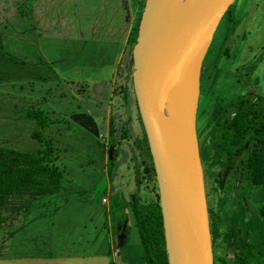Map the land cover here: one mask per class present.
I'll use <instances>...</instances> for the list:
<instances>
[{"label":"rangeland","instance_id":"374dc122","mask_svg":"<svg viewBox=\"0 0 264 264\" xmlns=\"http://www.w3.org/2000/svg\"><path fill=\"white\" fill-rule=\"evenodd\" d=\"M62 1L63 0H43V3H41V0H35V2L32 3L36 7L35 9H41L42 13L44 12V7H50L49 9L52 10L51 13L54 14L51 20L60 22L56 34L58 36L61 34V37L64 34V32L60 30L61 26L74 38L80 35L79 30H81V32L83 31L84 35L88 38L97 37L96 35H99L101 32H103L102 34L112 35L113 32H110V30H112L114 23L121 20V18H119L120 15L126 14L125 8H127L129 12L128 15L132 14L130 13L128 0H92L91 3H89L88 0ZM144 2L145 0H135V2L134 0H130L132 4L131 9L135 12L133 13L134 23L132 25V37H130L129 41L131 43L134 40L137 18L142 12ZM4 5H6V3H4ZM88 9L89 13H86ZM93 11V14L96 13L95 17L99 16L100 20H93V23L90 24L89 20L92 18L91 12ZM108 11L110 13H108ZM13 13H15V15L17 14L15 10L10 9L3 12L0 11V14L7 15L9 20L13 19ZM117 13H119V15ZM65 14L71 19H66ZM86 14H89L90 17H86L88 16ZM131 18L132 16H130V19ZM30 19L32 20V16ZM16 22V24H18V20H16ZM100 26H102L101 29H98ZM106 26L107 28H105ZM108 28L110 29L109 31H107ZM97 30L99 34H94ZM231 30H233L232 36ZM91 33H93L94 36ZM52 36V38L55 37L54 32H52ZM252 40L254 41L252 42ZM52 41L58 42L57 39ZM226 46L228 47L226 55L230 58H226L221 52ZM63 50L64 49H62V51ZM235 52H237V54ZM129 58L131 57L129 56ZM56 62L59 61L57 60ZM128 63L129 70H131L132 65H130L129 60ZM235 66H239L238 71H235ZM59 68L60 70H64L61 66ZM202 69L201 101L199 105V120L201 124L198 129V136L200 139L199 148L204 172L208 208L210 210L209 213H218V210H220L219 208L223 206L221 202L224 198V192H227V189L233 191L237 180L236 177L230 175L231 171H229V168H231L232 163H227V167L222 166L221 168L220 164H217L214 156V143L219 142L216 139L220 131V126L218 124L214 126V123L218 121L222 122L225 115L222 111L216 112L214 117L211 118L212 122H210L208 116H211V114L207 112L211 111V109L214 111L220 106L224 107L227 103L235 99L234 97L239 92H247L248 83L245 78L247 80H253L252 83L255 82V84L253 86L250 85V89L264 97V0H234L219 22L214 34L213 43L203 63ZM238 80L241 81L242 84L239 83ZM223 81H226L224 85L222 83ZM91 83L92 84H87L91 89L95 84H98L93 81ZM99 84L103 85V83ZM241 85H243L244 88ZM24 88H26V86ZM12 89L13 91H10L11 95L12 93H16L19 88L15 85ZM88 89L84 92L86 94L84 99L87 103L89 102L91 106H93L92 102H101L103 99L106 101L107 98H104L105 92L98 89V95H96L92 93L93 90L89 92L87 91ZM129 89L130 91L132 90L133 95L132 85H129ZM231 94H234V96L230 97ZM16 95L22 96L24 94L18 92ZM132 95L128 97L130 101L129 106L128 103L126 105L128 109L125 113L115 112L114 114L115 116L118 115L119 118L122 117L121 121L108 122L118 127L117 130H114L113 135L115 140L114 143L117 141L118 144H115L114 147V149H116V154L114 155L113 153L111 170L110 164L106 162L108 157L106 156L108 155L106 152L107 149L105 148L103 152H99L102 154H99L97 153L99 149L96 147V143H94L96 138V142H100L101 139H103L100 126L98 127V131H100L101 135L99 134L97 137L96 134L88 132L91 131V129L88 131L83 128L75 129L76 127L73 126L75 120L73 119L67 122L70 129H72H66L65 118H63L64 120L61 122L53 123L50 126L48 125L46 127L48 131L41 130L43 136H48L50 134L49 137L52 138V144L54 145V150L58 158L55 164L63 171L65 178L64 187H66L65 190L67 191L66 193L61 192L62 194L59 195L63 197V195L66 194H73L70 198H73L75 204L79 202L80 194L88 198L90 216L87 217V220H89L88 229L90 228V237L95 234L93 228H102L101 220L107 222V232L109 226L111 229V233H108L111 244L114 243L116 245V248H114L115 253L112 257V263L115 264H144L142 261L143 251L135 228L133 212L129 205L124 208L122 207L123 204L128 201L131 193H135L139 201L144 205H152L156 202L154 180L152 179L149 181L143 175L141 167L139 165L136 167L135 162L137 159L136 161H134V158L132 159L134 156L135 158L139 157L141 160L144 154L141 153L142 151L140 150L142 147H139L138 143V140L142 137V134H144V129ZM23 100L27 101L28 97L19 98L18 101L24 103ZM5 101V99H0V145L11 146L16 149L20 148V150L31 152L35 148L33 149L29 143L32 144L34 141L31 140L32 142H29V139H27L25 143L22 141L25 139L22 138V136L20 137L24 125L22 124L23 127L20 125V128L16 129L17 124H21L15 117V114L18 115V113L21 112L18 110L19 107L12 105L11 108L13 110L11 109V112H7L8 102L5 103ZM117 101H119V103H115L114 101L112 104L114 109H118L121 106L120 109L123 108L124 111L126 101L124 99L122 100L121 97L117 98ZM97 107L99 109L100 105L94 106L93 108L96 109ZM51 108L53 110L57 109L55 106ZM59 108H61V106ZM129 110L132 111V115ZM62 111L64 112V110ZM204 112L207 113L206 116H204ZM13 114L14 118L12 122L10 121L13 126L10 127L8 126L10 120L8 116H12ZM61 116L62 114H60L59 117ZM79 125L84 126L85 122L81 121L77 126ZM211 126H214L212 130H210ZM123 127L128 128V131ZM25 131L27 130L25 129ZM120 131L122 133L126 131L127 134L125 135L126 138L120 139L119 141ZM207 132L209 133L206 135ZM85 133L91 135H86ZM106 138L107 137L104 139ZM34 140L36 141L35 138ZM144 140L145 139H143V141ZM108 142L109 137L107 138V143ZM35 144V147H37L38 144ZM106 147H108V144ZM62 148L67 149L66 151H61ZM26 149H30L31 151ZM136 176L140 177L139 185L136 183ZM104 193L105 195L103 196ZM56 195H58V193ZM62 197L59 198L57 209L65 208L67 204H70L69 201H65ZM247 225L249 228L255 229L252 224L247 223ZM130 246L132 251L129 252ZM19 252H22V250H19ZM223 254L225 257L222 260V264H233L234 258L232 251L227 250V252Z\"/></svg>","mask_w":264,"mask_h":264},{"label":"crops","instance_id":"0c3cea01","mask_svg":"<svg viewBox=\"0 0 264 264\" xmlns=\"http://www.w3.org/2000/svg\"><path fill=\"white\" fill-rule=\"evenodd\" d=\"M128 1L130 13L132 14L128 15L129 12L125 8L126 14L120 15L121 20L114 23L112 30L107 29V31L113 32L112 35L102 34L103 32L99 34L97 30L94 33L99 34L96 35L97 37L91 33L94 37L88 38L83 31L79 30L80 35L74 38L62 26L60 28L64 32L62 37L61 34L59 36L56 34L60 22L51 20L54 14L51 13L50 7H44L42 13L41 9H35L36 7L32 4L35 0H0V11L10 9L15 10L17 13L16 15L13 13V19L11 20L8 19L7 15L0 14V99H5V103L8 102L7 112H11L12 105L19 107L18 110L21 112L18 115L15 114V117L21 124H17L16 129H19L20 125L23 124L24 129L20 137L22 136L25 140L22 141L25 143L27 139H29V142L34 141L32 143L34 146L31 143L29 145L35 149L32 151L30 149L26 150L36 152L39 148V142L32 137L33 133L39 130V126L30 117L29 109L43 111L49 117L51 124L61 122L65 118V128L68 130L70 126L67 122L73 119L75 120L73 122L75 129L83 128L86 131L91 129L88 132L96 134V137L100 134V131H98L100 126L103 139L100 142L95 141L97 138L94 140L96 147L99 149L97 153L103 152L105 148L108 149L112 137L108 143L107 138L114 135V131L109 133L111 123L108 122L121 121L122 117L119 118L118 115L115 116L114 114L115 112L125 113L128 109L126 105L128 103L129 106L130 101L128 97L132 95V90L129 89L132 69L129 70L128 60L130 61L129 56L131 57L129 39L132 34L133 13L135 12L131 9L130 0ZM88 2L91 3L92 0H88ZM41 3H43V0H41ZM87 12L89 13V9ZM93 13L94 11L91 12L90 24L93 23V20H100L99 16L95 17L96 13ZM108 13L110 12L108 11ZM117 14L119 15V13ZM86 15H88L86 17H90L89 14ZM31 16L32 20L30 19ZM130 16H132L131 19ZM65 17L66 19L70 18L67 14H65ZM16 20H18V24H16ZM101 27L98 29H101ZM232 31H230L231 36ZM52 32L55 33L54 38H52ZM54 39H57L58 42H53ZM227 48L226 46L221 51L226 58L229 57L226 55ZM62 49L64 50L62 51ZM235 53L237 54V52ZM14 58L19 62L14 64L12 61ZM57 60L59 62H56ZM60 66L64 70H60ZM92 81L98 84H95L91 89L87 84H92ZM225 82H222L223 85ZM99 83H103V85ZM15 85L19 89L11 95L10 91H13L12 88ZM25 86L26 88H24ZM124 87L128 91L125 99V109L124 111L123 108L120 109L121 106L114 109L112 104L114 101L119 103L117 98H122L123 93L121 94V92ZM85 88H90L87 91L91 92L93 90L92 93L96 95H98V89L105 92L104 98H107L106 101L103 99L101 102H92L93 106H91L84 99L86 95L84 93ZM18 92L24 95L17 96ZM132 96L134 98V94ZM26 97H28V100H23L24 103L18 101L19 98ZM134 104L136 105L135 99ZM99 105V109L98 107L93 108ZM52 106L57 109L53 110ZM60 106L63 109L59 108ZM214 111L213 109L209 112L206 110L208 114L211 112L213 114ZM129 112L132 115V111L129 110ZM206 112H204V116L207 115ZM60 114H62L61 117H59ZM8 117L10 118L8 126L11 127L13 126L11 122L14 114ZM81 121L85 122V125L77 126ZM200 124L201 121L198 118V126ZM117 129L118 127L114 125L113 130ZM44 131L48 130L45 129ZM105 137L107 138L104 139ZM35 143L38 144L37 147H35ZM107 144L108 147H106ZM115 144L117 143L113 144L114 147ZM17 149L20 150V148ZM66 149L62 148L61 151H66ZM72 195L69 194L67 198H64L65 201L70 202L67 207L56 209L53 214L49 211L48 213L41 211L39 215L35 216V221L22 226L13 236L2 235L0 239V264H115L112 263V257L116 245L113 242L111 244L108 235V233H111L110 226L107 232V222L101 220L102 228H93L95 234L90 237L89 220H87V217L90 216L88 198L80 194L79 202L75 204L73 198H69ZM262 201H264V197L260 196V189L258 188L248 187L247 191L243 194L240 193V195L236 189L233 191L227 189V192H224L222 201L223 214L229 223L236 227H249L245 222L248 219H252L254 224H259V206ZM131 249L130 246L129 252L132 251ZM19 250H22V252H19Z\"/></svg>","mask_w":264,"mask_h":264},{"label":"water","instance_id":"95a60500","mask_svg":"<svg viewBox=\"0 0 264 264\" xmlns=\"http://www.w3.org/2000/svg\"><path fill=\"white\" fill-rule=\"evenodd\" d=\"M233 2L145 0L131 50V85L154 166L168 264H214L196 121L203 61Z\"/></svg>","mask_w":264,"mask_h":264},{"label":"trees","instance_id":"16d2710c","mask_svg":"<svg viewBox=\"0 0 264 264\" xmlns=\"http://www.w3.org/2000/svg\"><path fill=\"white\" fill-rule=\"evenodd\" d=\"M139 19L140 15L137 18L134 40L132 43L129 42L130 53L136 41ZM130 37H132V34ZM12 61L14 64L19 62L15 58ZM130 65H132V57L130 58ZM238 67L235 71H238ZM245 80L248 83V91L239 92L234 97L235 99L218 111H222L225 118L217 135L216 140L219 142L214 143V156L216 162L223 166L227 163H232L229 171H231L230 175L232 177H236L237 181L234 189L237 190L239 195L240 193H245L248 187H255L260 189V196L264 197V97L250 89V85L253 86L255 84V82L252 83L253 80H247L246 78ZM239 83L242 84L241 81ZM241 86L244 88L243 85ZM122 90V98L125 100L128 91L126 87ZM29 110L30 117L39 126V130L35 131L32 136L39 142V148L36 152L22 151L11 146L0 145V239L2 235L13 236L22 226L35 221V216L39 215L41 211L46 213L49 211V213L53 214L57 209L59 198L62 197L59 194L67 191L65 190L66 187H64L65 178L63 171L55 164L58 158L52 139L48 136H43V132L41 133V130H45L51 124V121L40 109ZM220 123L219 121L217 122L219 126ZM123 128L128 131V128ZM113 129L114 125L111 123V133H113ZM126 134V131L121 132L118 140L126 138ZM112 138L110 143L114 144L115 140ZM143 139L146 141H143ZM138 143L139 147H142V149L140 148L141 153L144 154L141 160L137 156V158L133 156L132 159L134 158V161L137 159L135 162L136 167L138 165L141 167L143 175L149 181L154 180L156 202L152 205H144L139 201L135 193H131L128 201L122 207L125 208L129 205L133 212L135 228L143 251V263L168 264L164 246L157 182L145 131ZM113 153L114 155L116 154V149H114ZM111 167L112 165L110 164V170ZM136 183L137 185L140 184V177L136 176ZM57 193L58 195H56ZM62 198H67V194L63 195ZM259 209L264 214V201L261 202ZM209 215L211 217L210 227L213 243L221 239L223 246L231 244V237L237 235V231L241 232V230H235L233 226H228L229 228L226 231L221 232L222 227L227 225L228 219L224 216L215 215L213 212L209 213ZM248 220L245 222L252 224L256 231L260 229L259 237L263 239L264 227L261 224L252 223V219L249 222ZM238 240L240 246H242L243 240V243L246 244L243 236ZM252 248L253 244L251 243L247 249L240 250V254L237 257V261L240 262L241 260L240 264H248L249 261H254V264L262 263L263 258L256 257L250 251ZM215 264H222V261L218 262L216 260Z\"/></svg>","mask_w":264,"mask_h":264},{"label":"flooded vegetation","instance_id":"af4514ba","mask_svg":"<svg viewBox=\"0 0 264 264\" xmlns=\"http://www.w3.org/2000/svg\"><path fill=\"white\" fill-rule=\"evenodd\" d=\"M237 68V67H236ZM236 70V69H235ZM233 97L234 96V94H231L230 95V97ZM201 99V78H200V97H199V105H200V100ZM199 105H198V112H197V121H196V125H197V134H198V118H199V114H200V112H199ZM220 108H222V106H220L218 109L216 108V110L213 112V114H212V112L210 113L211 114V116H208L209 118H210V122H212L211 121V118H213L214 117V115H215V113L216 112H218L219 111V109ZM222 122H223V120H222ZM222 122L220 123V127H221V124H222ZM216 124L217 123H214V126H216ZM213 126V127H214ZM212 126H211V129L210 130H212V128H213ZM209 132H207L206 133V135L208 134ZM112 136H109V139L111 138ZM198 138H199V136H198ZM199 146H200V139H199ZM199 150H200V148H199ZM106 162H108V159L106 160ZM217 164H220V163H217ZM220 166H221V168H222V164H220ZM224 166H226L227 167V164L226 165H224ZM223 166V167H224ZM209 209V208H208ZM220 210H218V213H214L215 215H220V216H224V214H223V210L221 209V208H219ZM259 214H260V221H259V224H261L262 225V227H264V214H263V212L261 211V210H259ZM225 217V216H224ZM209 218H210V223H211V217H210V215H209ZM228 226H233V224H231V223H229V221L227 220V225L226 226H223L222 227V229H221V232H224V231H226L227 230V228H229ZM234 228H235V230H241V232H239V231H237L238 232V234L237 235H235V236H232L231 237V244H229V245H227V246H223V243L221 242V239H218V240H216L214 243H213V241H212V248H213V260H214V264H215V261L217 260L218 262L220 261H222L223 259H224V257H225V255L223 254L224 252H227V250L229 251H232V253H233V258H234V262H233V264H240L241 263V260H240V262L239 261H237V257H238V255L240 254V250H244V249H247L248 248V245L250 244L251 245V243L253 244V248L252 249H250V251L253 253V254H255V256L256 257H258V258H263V261H262V263L261 264H264V240L263 239H261L260 237H259V234H260V229H257V231H256V229H250L249 227H244V228H240V227H236V226H233ZM210 230H211V227H210ZM256 232H258V233H256ZM256 234H257V236H256ZM244 237L245 238V242H246V244H244L243 242H244V240L242 241V246H240V244L238 243L239 242V238H241V237ZM211 238H212V235H211ZM249 243V244H248ZM236 244H237V246H240V247H237L236 246ZM255 245H257V247H255ZM250 248H251V246H250ZM226 249V250H225ZM248 264H254V261H249V263Z\"/></svg>","mask_w":264,"mask_h":264},{"label":"clouds","instance_id":"9594fccd","mask_svg":"<svg viewBox=\"0 0 264 264\" xmlns=\"http://www.w3.org/2000/svg\"><path fill=\"white\" fill-rule=\"evenodd\" d=\"M108 150V149H107ZM113 152H114V150H113Z\"/></svg>","mask_w":264,"mask_h":264}]
</instances>
